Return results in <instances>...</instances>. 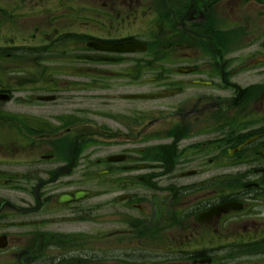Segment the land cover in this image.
<instances>
[{
	"label": "flooded vegetation",
	"instance_id": "flooded-vegetation-1",
	"mask_svg": "<svg viewBox=\"0 0 264 264\" xmlns=\"http://www.w3.org/2000/svg\"><path fill=\"white\" fill-rule=\"evenodd\" d=\"M105 1L65 35L147 51L87 47L78 103L41 84L18 113L0 78V264H264V0ZM102 2L126 35L95 26Z\"/></svg>",
	"mask_w": 264,
	"mask_h": 264
},
{
	"label": "rangeland",
	"instance_id": "rangeland-1",
	"mask_svg": "<svg viewBox=\"0 0 264 264\" xmlns=\"http://www.w3.org/2000/svg\"><path fill=\"white\" fill-rule=\"evenodd\" d=\"M95 1L69 0L66 5L62 6L61 0H0V78L6 80L4 87L12 89L14 97L18 96L16 98V112L31 111L32 107L19 95L32 93L41 84L42 87L50 85L53 89L58 88V91H53L54 94L62 93L66 99L71 100L74 104L83 99H80V97L90 94L88 88L89 83L92 82V77L89 74L91 73L90 68L93 67L83 63L84 59H86L85 55H89V51L86 49L87 46H85L87 40L78 36H66L65 33L72 31L79 32L86 27L92 26L93 21L88 20V17L90 14H95V12H90L89 8L93 5L92 2ZM106 1L107 3L110 2V0ZM85 2L87 4L83 6L80 21L78 11ZM105 2L99 4V10L101 8H104V10L101 16H97V24L95 26L102 27V25H108L110 26V29L107 31L108 33L126 35L129 30L123 24H130L129 16L126 15L127 9L118 10L112 4V7L106 6ZM146 3H149V0H146ZM111 8L116 10L121 16L123 15L125 19H117L115 13L111 12L113 11ZM150 18L147 17L145 19L147 31L152 30V26L148 22ZM53 24L61 29L63 37L59 38L58 42L52 44L51 47H47V38L41 35L50 33ZM37 29L40 30L41 35L34 38ZM148 39V37L142 38L143 41H147ZM103 44L111 43L103 42ZM129 44L132 49L137 48L139 45H145L138 41H131ZM92 48L89 47V50H92ZM135 52L143 53L142 51ZM137 57H131L130 59L136 60ZM167 57V54L153 55L149 53L145 55V60L147 63H151ZM98 66L99 68L96 67L95 71H97V68L98 71H102L101 68L103 67L111 70V67L108 65ZM113 68H115V72H120L118 66ZM145 77H151L150 73L147 72ZM31 83L36 84L35 87L30 85ZM98 88L99 91L95 93L98 95L107 94L102 86H98ZM134 90L136 88H130L129 92H133ZM41 92L46 91H39V93ZM9 107L12 108L11 104ZM33 110H52L54 112L49 113L54 114L63 110V108L48 107ZM2 153L0 151V154ZM20 159L24 161L25 157L21 156ZM92 167H88L87 164H81L79 175L87 177L88 173L94 172L90 170ZM88 177H91V175ZM1 196L7 197L2 191L0 193Z\"/></svg>",
	"mask_w": 264,
	"mask_h": 264
},
{
	"label": "water",
	"instance_id": "water-1",
	"mask_svg": "<svg viewBox=\"0 0 264 264\" xmlns=\"http://www.w3.org/2000/svg\"><path fill=\"white\" fill-rule=\"evenodd\" d=\"M91 47H94L98 50L101 51H108V52H120V53H124V52H135V51H144L146 50L145 46H140L139 49L138 48H130V44H103V43H99V42H93L90 44ZM81 198V195L78 194L75 198H72V200H78ZM71 199L68 197L64 198V201L69 202Z\"/></svg>",
	"mask_w": 264,
	"mask_h": 264
}]
</instances>
